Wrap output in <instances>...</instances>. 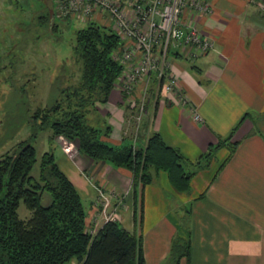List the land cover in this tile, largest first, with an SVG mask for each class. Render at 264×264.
Instances as JSON below:
<instances>
[{"label":"crops","instance_id":"obj_1","mask_svg":"<svg viewBox=\"0 0 264 264\" xmlns=\"http://www.w3.org/2000/svg\"><path fill=\"white\" fill-rule=\"evenodd\" d=\"M209 1L212 11L198 25L213 39V48L193 62L182 53L169 58L201 121L188 106L160 100L154 106L149 97L148 112L138 123L137 111L116 87L96 109L111 126L104 141L139 147L155 131L192 163L243 118L231 138L236 142L231 155L225 146L217 149L186 193L175 191L165 172L153 170L152 181L134 189L131 170L94 161L63 136L53 139L60 143L56 162L82 198L86 226L95 233L105 222L97 214L96 189H101L117 222L141 235L145 264H174L170 249L178 238L188 240L190 253L177 264H264L263 0ZM147 84L151 93L152 80ZM144 86L138 83L137 96Z\"/></svg>","mask_w":264,"mask_h":264},{"label":"trees","instance_id":"obj_2","mask_svg":"<svg viewBox=\"0 0 264 264\" xmlns=\"http://www.w3.org/2000/svg\"><path fill=\"white\" fill-rule=\"evenodd\" d=\"M119 45V37L108 26L88 22L77 29L73 51L81 61L78 83L61 88L52 106L37 109L33 134L19 142L13 154L0 158V264H145L140 234L117 221H105L95 233L88 230L80 193L52 151L43 152L36 165L31 139L40 131H50V142L59 135L76 142L78 151L94 161L131 170L134 189L149 184L153 170L165 172L172 188L186 193L193 176L209 164L217 149L225 146L229 155L233 153L236 142L231 138L243 118L195 163L155 131L139 147L104 141L102 137L110 135L111 126L96 107L108 101L124 69L114 56ZM91 115L96 116L95 121ZM45 192L50 200L43 205ZM21 200L30 211L26 219L18 215ZM189 247L186 239L172 242L174 264L189 257Z\"/></svg>","mask_w":264,"mask_h":264},{"label":"rangeland","instance_id":"obj_3","mask_svg":"<svg viewBox=\"0 0 264 264\" xmlns=\"http://www.w3.org/2000/svg\"><path fill=\"white\" fill-rule=\"evenodd\" d=\"M87 23L57 16L54 0H0V158L13 154L19 142L33 134L37 109L52 106L61 88L78 83L81 61L73 51L75 32ZM49 137L50 131L45 130L31 139L36 165L45 151L59 157L60 143L50 142ZM96 191L97 214L104 218L112 206L104 213L102 190ZM49 200L45 192L41 203ZM17 211L23 219L30 216L22 200Z\"/></svg>","mask_w":264,"mask_h":264},{"label":"built area","instance_id":"obj_4","mask_svg":"<svg viewBox=\"0 0 264 264\" xmlns=\"http://www.w3.org/2000/svg\"><path fill=\"white\" fill-rule=\"evenodd\" d=\"M54 1L60 18H73L79 23L101 22L117 34L120 45L114 56L124 69L114 87L137 111L138 123L148 112L149 97L154 103L160 100L162 103L168 101L177 106H188L193 119L202 120L179 87L169 58L174 53H182L189 62H193L213 48V39L198 25L200 17L212 11L209 0ZM259 6L264 9V0ZM150 80L151 93L147 84ZM139 82L145 83L140 97L136 94ZM99 193L105 213L111 204L110 198L102 191ZM104 219L117 221L115 209L105 214Z\"/></svg>","mask_w":264,"mask_h":264}]
</instances>
